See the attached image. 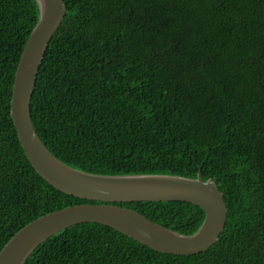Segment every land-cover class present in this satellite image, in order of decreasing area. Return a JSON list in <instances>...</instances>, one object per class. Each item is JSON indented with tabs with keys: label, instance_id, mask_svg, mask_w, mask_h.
I'll use <instances>...</instances> for the list:
<instances>
[{
	"label": "trees",
	"instance_id": "16d2710c",
	"mask_svg": "<svg viewBox=\"0 0 264 264\" xmlns=\"http://www.w3.org/2000/svg\"><path fill=\"white\" fill-rule=\"evenodd\" d=\"M31 116L66 164L96 174L214 180L227 204L218 240L162 253L104 224L43 241L24 264H264V0H65ZM37 0H0V251L37 217L96 203L44 179L10 113ZM183 234L204 210L187 201L118 202Z\"/></svg>",
	"mask_w": 264,
	"mask_h": 264
},
{
	"label": "water",
	"instance_id": "95a60500",
	"mask_svg": "<svg viewBox=\"0 0 264 264\" xmlns=\"http://www.w3.org/2000/svg\"><path fill=\"white\" fill-rule=\"evenodd\" d=\"M39 20L31 31L17 65L10 113L19 141L35 170L79 203L43 214L19 229L0 251V264H24L43 241L82 222L109 226L150 248L170 254H195L213 245L225 228L227 204L217 183L171 174H96L60 160L43 142L33 124L31 101L49 44L66 15L65 0H37ZM187 201L200 206L205 217L190 235L163 226L118 202Z\"/></svg>",
	"mask_w": 264,
	"mask_h": 264
},
{
	"label": "rangeland",
	"instance_id": "374dc122",
	"mask_svg": "<svg viewBox=\"0 0 264 264\" xmlns=\"http://www.w3.org/2000/svg\"><path fill=\"white\" fill-rule=\"evenodd\" d=\"M38 2V1H37ZM40 9V8H39ZM67 11V10H66ZM199 174V173H198Z\"/></svg>",
	"mask_w": 264,
	"mask_h": 264
}]
</instances>
